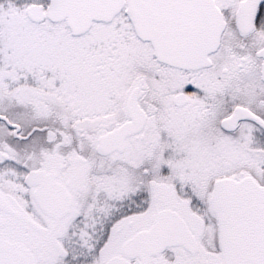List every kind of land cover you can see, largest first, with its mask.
I'll use <instances>...</instances> for the list:
<instances>
[{
  "label": "snow or ice",
  "instance_id": "snow-or-ice-1",
  "mask_svg": "<svg viewBox=\"0 0 264 264\" xmlns=\"http://www.w3.org/2000/svg\"><path fill=\"white\" fill-rule=\"evenodd\" d=\"M0 264H264V0H0Z\"/></svg>",
  "mask_w": 264,
  "mask_h": 264
}]
</instances>
